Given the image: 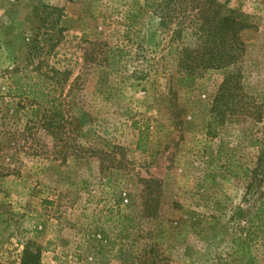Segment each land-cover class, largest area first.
<instances>
[{
    "label": "rangeland",
    "instance_id": "rangeland-1",
    "mask_svg": "<svg viewBox=\"0 0 264 264\" xmlns=\"http://www.w3.org/2000/svg\"><path fill=\"white\" fill-rule=\"evenodd\" d=\"M217 1L254 27L239 63L202 70L181 53L200 44L194 32L174 39L160 25L174 6L0 0V264H20L27 241L40 264H264V233L247 223L261 190L217 161L223 145L253 168L248 141L264 137V0ZM44 6L59 11L53 30ZM109 48L122 54L113 68ZM31 58L69 73L61 102L9 95V73L31 71ZM232 74L246 114L214 117ZM150 181L161 183L156 218L143 212Z\"/></svg>",
    "mask_w": 264,
    "mask_h": 264
},
{
    "label": "trees",
    "instance_id": "trees-1",
    "mask_svg": "<svg viewBox=\"0 0 264 264\" xmlns=\"http://www.w3.org/2000/svg\"><path fill=\"white\" fill-rule=\"evenodd\" d=\"M190 2L192 4L191 10H197L194 14L191 11L185 13L186 10L182 9L183 6L187 9L186 0H144V7L156 11L161 7L170 8L174 6L170 12L162 11L160 13V25L165 28L174 25L175 29L172 31L174 39H180L185 30L194 32L200 44L195 49L186 47L181 51L184 60L190 66H197L202 70H217L239 63L244 53L240 34L254 27L249 22L250 17L220 4L217 0H190ZM58 18L59 11L57 9L47 6L42 8L40 22L44 26L48 25L50 30L56 28ZM49 42V48L52 50L56 46V42L54 43L53 39H49ZM106 57L108 61H111L109 67L113 68L120 63L122 54L119 49L109 48ZM33 65L31 71L16 69L9 73V95L34 105L61 102L59 89L68 82L69 73L46 68L43 61L34 64V58H31L27 62V66ZM145 78L146 75H140L135 80L143 81ZM238 80L239 76L236 74L229 75L224 79L219 93L214 99L211 111L214 117L223 118L246 114ZM255 117L258 122L261 121L260 113ZM248 145L257 149L256 162L253 168L244 163L242 157L236 159L232 155L227 156L228 152H225L227 150L223 145L219 147L217 152V161L226 157V161L220 165L221 170L236 178L249 179L251 184L257 182V189L261 190L259 201L248 217L247 223L250 230L264 233V137L253 139L251 136ZM140 148V144H138V150H141ZM244 165L246 167H243ZM148 184L150 186L147 187L148 191L143 197V212L148 218H156L162 193L161 183L150 181ZM41 254L40 245L34 241H27L22 251L20 264H40Z\"/></svg>",
    "mask_w": 264,
    "mask_h": 264
}]
</instances>
